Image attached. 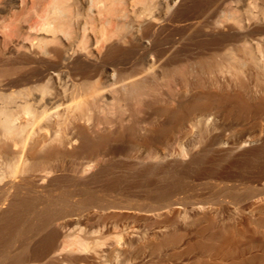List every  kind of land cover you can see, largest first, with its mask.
I'll return each mask as SVG.
<instances>
[{
	"label": "bare ground",
	"instance_id": "6f19581e",
	"mask_svg": "<svg viewBox=\"0 0 264 264\" xmlns=\"http://www.w3.org/2000/svg\"><path fill=\"white\" fill-rule=\"evenodd\" d=\"M254 4L0 0V264H264V135H212L234 104L242 115L264 111V50L218 54L215 46L257 33L264 47V0ZM245 73L262 80L260 94H246ZM191 127L207 141L188 147L184 162V150H154L156 140ZM116 156L117 166L155 177L149 201L131 206L150 215L171 208L189 167L221 183L184 206L191 223L124 227L116 239L107 237L109 224L105 237L88 240L60 217L94 203L124 207L88 185L104 181L134 195L126 178L112 176ZM245 169L253 172L245 188L222 185ZM62 182L80 187L82 198L60 190ZM227 197L243 201L241 216L215 223Z\"/></svg>",
	"mask_w": 264,
	"mask_h": 264
},
{
	"label": "rangeland",
	"instance_id": "374dc122",
	"mask_svg": "<svg viewBox=\"0 0 264 264\" xmlns=\"http://www.w3.org/2000/svg\"><path fill=\"white\" fill-rule=\"evenodd\" d=\"M245 1L248 4L252 3V6L255 5L254 0H245ZM177 32H179L180 34L184 33L183 30H180ZM205 36H203V37L202 36H200V37L196 36L197 39L195 38V40H196L195 43L196 42L199 43V41H197V40L205 38ZM254 36L258 37L259 34L256 33L253 36H248L246 38H240V39L238 38V39H234L232 41H226L220 45H215V46L219 50L218 54H222L223 52H225L227 50H231V49L239 48V47L243 46V47L251 48L253 50L255 49L257 54L260 56L262 53L261 49L264 50V47L257 45V43L255 42L256 39ZM252 76L253 75H251V74L248 75V73L244 74L245 81L249 87L248 90H246V94L254 95V93H256L258 95V94H260V93H258L259 89H261V91L263 89V84L261 83L262 80L260 78H258L261 81L260 82L258 79L255 80V78ZM259 83H261L262 88H260ZM208 87H210V86L208 85ZM211 88L215 89V87H211ZM235 106L236 105L234 104L233 107L231 108L233 110V115H231V117L225 119L222 122L223 124H221V123L218 124L214 128L212 135L218 133L219 135L222 136L223 141H226L227 139L229 140V139L248 138V136L249 137L254 136L253 138H259L260 136L264 135V133H263L264 132V111L260 114L248 113V114L242 115L241 111H238L236 108L238 106H236V107ZM234 111L235 112L238 111V112H236L237 114H235ZM201 112H199V115H201L203 113V112L202 113ZM179 130L175 129L173 132L169 133V135L167 137L170 139L166 138V139H168V142H166L167 141L166 139H165L166 141L163 139V142H160L162 139L156 140L157 142L154 143L155 147L153 146L154 150L156 149L155 151L158 150V151L162 152L163 150L166 149V148L164 149V147L168 146L167 149L170 150V152L172 150V153H176L177 151L179 153L180 151H183V150L185 151L188 147H192V145L197 146V144H199L197 142H202L204 139L207 141L206 136H205V138L204 137L200 138L198 130L195 127L194 128L191 127L190 129L185 130V131H181V130L179 131ZM223 135H224V137H223ZM230 136H231V138H230ZM114 146H117L118 149L125 147V145L122 142H119V143L116 142L114 144ZM139 146H141L140 147L141 149L142 148H143V150L145 149V151L146 150L149 151V149H150V147H148L146 145V143H140ZM180 146H182V147H180ZM179 147H180V149H179ZM183 148H185V149H183ZM184 154H186V151ZM209 155L207 154L208 157L212 156V155H210V156ZM186 158H187V154L185 156H179L178 157L179 161H183V162L186 160ZM120 159L121 158H118V156H116L112 160V162L114 163V167H115L112 171V176L116 177V176L120 175L121 177L126 178V181H125L126 184L123 185L124 189L126 188V186L128 184L131 183L130 187L133 189L134 195L128 196L124 190L119 189V188L108 189L106 187V185L104 184L105 183L104 181L92 182V183H89L88 185L91 189H95L96 193L101 198L105 199V202H107L109 200L110 201L111 200L120 201L121 203L123 202L122 204L124 207H111V206L109 207V206H107V203H103V204L102 203H100V204L94 203L93 205H91L92 207L89 206L86 208H79L75 211H72L68 214H64L63 216L60 217L61 222L65 221L64 223H70V225H72V226L69 225L70 228H74V230H76L78 232V234L82 231L83 233L81 232L80 235L87 237L88 240H90L91 237L93 239H95V238H99V237L101 238L102 236H104V234H101L102 229L109 224H110L109 226L112 227L111 228L112 232L108 234L109 236H107V235L106 236L109 237V239H112V238L116 239L115 236H118L117 238H119L121 235V231L124 227H126V228L130 227L131 228V226L132 227L133 226L138 227V226H142V225L148 226V224L150 225V223H155L157 226L158 225L165 226L167 224L170 225L171 223H189L190 221L186 217L187 214H185L186 207H185V210L183 209L184 206L189 205L190 199H191V202H192V200H196V198H198L200 192L202 190H204V188L206 186H210L215 181H216V183L220 182V180L214 176H209V175L203 174L198 167H195V166H194V168L189 167L188 172L186 173V183L181 188H179L175 192H173V194H171L172 196L170 195V200L172 201L174 206L171 205L170 209H168V208L164 209L163 208L164 210H162V209L160 211L158 210V212H159V213L157 212L158 215L157 214L150 215V212L146 213V211L134 209V208H131V206H133L134 201L135 202L137 201L139 203L143 202L144 200L149 201L148 198H146L144 193L146 192L147 188L150 186L151 181H153V178H155V177H153V176L151 177L150 175H148L149 177L148 176H142L139 173H137V171H135V170H129V169H126L122 166L121 167L117 166L116 164L121 165L122 159L121 160ZM247 174H253V172L250 173L249 171H247V169H245V170L241 171V173H238V176L230 177L227 180L226 179L222 180L223 181L222 185L226 184L227 186H229L231 188L237 186L240 189H243L247 186V184H249L248 183L249 181L244 179V177H246ZM250 183L253 184L254 182H250ZM60 187H61L60 190H65L67 192H70L72 194L73 200L78 201V200H80L79 198H82V190L77 185H74L70 182H68V183L62 182ZM131 201H133V203ZM227 201H228V208H229V210H227L228 212L226 210H224V211H219L220 214L219 213H217L216 215L214 214V216H216V217H214L216 219L215 223H220V222L221 223H230V222L233 223L234 220H236L238 218V216H241V213L239 212L237 207H239L243 203V201L241 203H235L232 201L231 198H228ZM101 207H103V208H101ZM258 208H259V206L255 205L254 207L250 208V210L254 211L256 209L255 212H258L259 211ZM136 210H138V211H136ZM230 213H232V215L235 216V219L233 218V220H232V218L229 216ZM97 215H98V217H97ZM101 215H104V216H101ZM74 218H76V219H74ZM186 218H187V220H186ZM224 218H225V220H224ZM186 221H188V222H186ZM76 222H78L79 224L78 223L76 224ZM160 223H162V224H160ZM193 223H201V220L198 219V221L196 220ZM202 223H205V222L203 221ZM84 225L86 228L84 227ZM88 225H89V227H87ZM113 226H114V228H113ZM117 226L120 227L121 229L118 228ZM153 226H155V225L152 224L151 227H153ZM94 227L98 228V229L100 228V229L94 230L93 229ZM117 228L119 230H117ZM114 229H115V231H114ZM94 231H96V232L101 231V232L98 233L99 235L98 234L95 235ZM88 232H90V233H88ZM91 232H93L94 234ZM111 234L114 237H111ZM88 237H90V238H88ZM93 239H91V240H93Z\"/></svg>",
	"mask_w": 264,
	"mask_h": 264
}]
</instances>
